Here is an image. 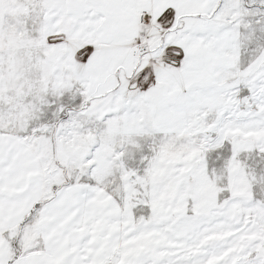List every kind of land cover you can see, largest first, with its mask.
Wrapping results in <instances>:
<instances>
[{
    "label": "snow or ice",
    "instance_id": "obj_1",
    "mask_svg": "<svg viewBox=\"0 0 264 264\" xmlns=\"http://www.w3.org/2000/svg\"><path fill=\"white\" fill-rule=\"evenodd\" d=\"M0 264H264V0H0Z\"/></svg>",
    "mask_w": 264,
    "mask_h": 264
}]
</instances>
